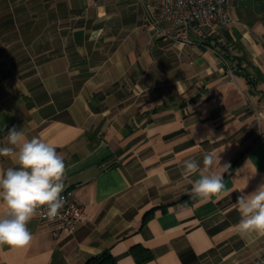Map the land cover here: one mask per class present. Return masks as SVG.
<instances>
[{
  "label": "crops",
  "instance_id": "crops-1",
  "mask_svg": "<svg viewBox=\"0 0 264 264\" xmlns=\"http://www.w3.org/2000/svg\"><path fill=\"white\" fill-rule=\"evenodd\" d=\"M149 4L0 0V147L12 127L55 146L64 190L85 213L56 237L37 209L29 246H0V264H85L104 250L113 264H140L133 246L152 253L141 264H264V236L240 233L237 207L264 185V80L243 74L264 75V27L223 26L241 32L230 56L249 60L231 77L212 48L149 29ZM205 154L223 174L219 198L192 192L209 174ZM188 159L201 162L194 175ZM14 166L0 157V171Z\"/></svg>",
  "mask_w": 264,
  "mask_h": 264
},
{
  "label": "clouds",
  "instance_id": "clouds-1",
  "mask_svg": "<svg viewBox=\"0 0 264 264\" xmlns=\"http://www.w3.org/2000/svg\"><path fill=\"white\" fill-rule=\"evenodd\" d=\"M7 140L8 146L0 147V157L12 159L15 166L0 171V202L5 209L0 215V246L20 249L29 246L32 240L27 225L37 209L46 207L47 217L54 219L64 206L62 180L66 165L55 146L38 137L28 139L16 127L8 130ZM215 159L212 154L204 155L203 166L209 169V174L201 175L194 182L192 192L195 196L219 198L224 194L223 174L211 171ZM222 168L227 170L228 165ZM200 169V161H184L185 174L194 175ZM237 207L241 214L240 233L264 236V185L239 197Z\"/></svg>",
  "mask_w": 264,
  "mask_h": 264
},
{
  "label": "built area",
  "instance_id": "built-area-1",
  "mask_svg": "<svg viewBox=\"0 0 264 264\" xmlns=\"http://www.w3.org/2000/svg\"><path fill=\"white\" fill-rule=\"evenodd\" d=\"M230 0H150L147 13V26L160 32L164 37H171L181 43L200 44L212 48L233 77L237 70L219 47L218 30L231 22L229 13ZM160 20L171 21L169 29L159 27ZM256 119L264 117V108L255 111ZM64 206L56 218L49 219L46 207L38 209L39 218L53 225L52 235L73 232L74 225L84 220L83 206L76 202L69 190H63Z\"/></svg>",
  "mask_w": 264,
  "mask_h": 264
},
{
  "label": "trees",
  "instance_id": "trees-1",
  "mask_svg": "<svg viewBox=\"0 0 264 264\" xmlns=\"http://www.w3.org/2000/svg\"><path fill=\"white\" fill-rule=\"evenodd\" d=\"M236 18L238 21L245 23L247 26L252 27L255 24H260L264 27V0H235L234 2ZM223 28V27H222ZM221 32L225 37L224 49L226 51V57L232 62L235 61L236 68H239L242 61L249 63L244 56H230L228 46L237 49H243L241 42V32L237 28L231 30L222 29ZM254 73H251L248 69H245L243 74L251 84L259 79L264 80V75L258 68L254 69ZM7 130L5 128L0 129V137L5 134ZM185 197V196H184ZM138 263H144L151 259V251L144 246H133L131 249ZM114 257L112 254L104 250L99 255L88 258L85 264H113Z\"/></svg>",
  "mask_w": 264,
  "mask_h": 264
},
{
  "label": "rangeland",
  "instance_id": "rangeland-1",
  "mask_svg": "<svg viewBox=\"0 0 264 264\" xmlns=\"http://www.w3.org/2000/svg\"><path fill=\"white\" fill-rule=\"evenodd\" d=\"M234 2H235V0H230V3H229V13H230V16L232 18L231 22H229L227 24L229 26H235V23L237 22L236 13H235V7H234ZM220 29H222V27Z\"/></svg>",
  "mask_w": 264,
  "mask_h": 264
}]
</instances>
